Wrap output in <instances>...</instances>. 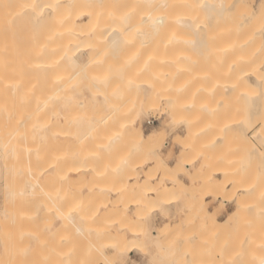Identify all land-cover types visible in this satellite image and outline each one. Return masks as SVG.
<instances>
[{"label": "bare ground", "instance_id": "bare-ground-1", "mask_svg": "<svg viewBox=\"0 0 264 264\" xmlns=\"http://www.w3.org/2000/svg\"><path fill=\"white\" fill-rule=\"evenodd\" d=\"M238 1L239 0H237V2ZM222 2H223V0H222ZM222 2H221V0H217V3L215 4V3H212L211 0H0V96L4 97V99H5V100L3 99L4 101H6L8 103L12 102L13 105H15L14 110L13 109H12V111L8 110L7 115L4 114L5 116H3L4 120L6 121L7 126H6V124H4V126L6 127L5 128L6 130H4V131L0 130V131L1 132H7V133H5L6 138L4 137V139L0 136V159L2 160V161H0V166L1 165L4 166V164H6L7 167H9V169H10L11 166L14 167V165H17L19 163H24L25 165L27 164L28 166L26 165L27 167H26L25 172H24V170H23L24 173L22 172V174L24 176L21 175V177L23 176V179H22L23 182L28 184V187H29L28 191L29 192L28 191L27 192L31 193L29 195H32V193H33L32 196H34V195L40 196V195H37V193L36 194L34 193V189L39 187L36 190H39L38 192L40 193V189L42 188L41 191H43V189H44L43 186L45 185V181L48 180L47 179L48 177H50V175L48 177H46V175L49 172V166L52 165V163H53L52 159L50 157V155H52L50 151H52V150L49 149L50 143L48 142L49 139H48L47 135H45V132H52V133L57 132V131H55L54 127L58 124L57 121L59 119L58 118L59 115H61V117L64 118L63 120H66L65 114H59V113L56 114L55 109H57V107L55 108L54 106L58 102L59 98L60 97L62 98L63 96H65V93L68 92L67 87H68L70 81L72 83V81L75 82L76 79L78 81H80L81 77L84 78V76H82V75L80 76V73L82 74V71L84 72L86 67L91 69L95 65V71L96 70L98 71V68H96L97 65L95 64L96 62H94V58L96 57L95 54H97V52L100 50L113 49V50L117 51L120 48H121L120 50H122V48L124 46H125V48L128 47L130 45V43L128 44V43H126V41H128L127 39H130L131 36H133L134 34H136V35L142 34V35H140V36H142V38L140 37V39H143L144 41L143 40L142 41L144 43H146V42L148 43L150 41V39H152V38H154V40H155L156 37H158V38L166 37L167 38L166 46L164 43H162V44H164V46L167 47L168 52L162 54V51H163L162 50L161 51L162 56L160 58L158 57L159 60L157 61L156 59L150 58V54L145 51L146 53L144 52L145 56H143V58H144L143 63H141V61H140V60H142L141 59L142 58L141 51L144 49L142 48L143 46L141 47L142 48L141 50H139L140 48L138 47L139 49H137V50H139V51L134 50V52L137 51V53L134 54V56H130V57L126 58L128 60L120 72V68H121L120 64L122 66V61H123V58L125 55V53L123 55V51H122L121 52L123 55V57H121L122 61L119 62L120 63V64H118L119 66L116 63L117 68H119V70L117 69L119 71V73L118 72L116 74L113 73L115 75H112V74H110L112 71L110 72V70H107L105 72L106 69L102 70V69H104V67H103L101 69V71H103L102 77L93 80L88 85L90 87L79 86L77 88L76 96L78 97V95H79V97L77 99H74L75 100V101L73 100L74 105L73 106L71 105L72 107H68V108L69 109L72 108V111L75 110L77 112V114H75V115H77V117H79L78 119L86 118L89 121L84 126V129H85L84 136L81 133L83 130H81L79 132V134L81 133L84 138L87 136V138H86L87 143L86 144L88 146L90 143L93 144L92 146L90 145L91 149L89 148L90 149L89 154L90 153L93 154V155H91V158L86 157L84 154H78L75 156V157H77L76 159L79 161V163L81 164L85 159H90V160L93 159L92 160L93 162H94V160H95V162L99 161L98 160L99 155L97 153L98 150L94 149V147H96L97 146L96 143H98L97 142L98 140L96 141V137L101 135V134H107L108 139H106V142H105L107 144L106 147H108V148L111 147L112 149L115 147L113 149L115 151L117 150L116 147L119 146V144H121V143L118 144V142H119L118 140L119 139L121 140L123 137H124V139L126 138L125 142H126L128 137L129 138H131V137L136 138V143L138 145H140L139 147L141 149H142V147L147 148L150 144L161 143L163 141V140L160 141L159 140L160 138H158L159 141H157V139H155V138H157L158 136L162 137L163 136L162 134H164L163 132H165V133L167 132V131H164V128H160V129L155 130L151 133L145 134L141 130L142 128L140 129L139 126H136L135 124H133V120L131 121V118H130V121H129V119H127V118H129V116H127V113L123 114L122 116L115 114L116 111L118 110V109H116L117 103H118V107H119V102H121V101H123V102H121L120 104L123 103V105H124V103H125L124 101L125 100L127 101V99L132 95V94H129V93H132L130 91L131 85L129 84V81H133L134 85H136V86L138 85V80H137V83H135L136 81L132 80L133 78L131 79V76L136 75V70L138 71L137 75H140L142 77L141 79H143V82L141 80L139 81V83H140L139 87L141 88V90L138 89V91L140 92V94L143 93L141 95L145 96L147 98L148 103H150V104H148L149 105L148 106V105H146L147 102L144 101L145 104L142 103L143 108H147V107L149 108L150 105L153 106L155 103H159V101H163L166 105V108H167V111L165 110L167 117L169 119H172L171 120L172 123H173L174 119H178L179 123L181 122V123H183V125L185 124V132H188V133L193 132V134H194V132L196 131V133L201 132V133H204L205 135L209 134L211 132V145H213V146L215 145L214 149L211 148L212 153L215 149L217 151V148H218L217 146H220L221 144L231 143V145H233L232 142L236 141V140L233 141V135H234V136H237V138H238L237 140L240 143V145H239V144H236L234 142L235 145L241 146L242 150H240V151H243L244 154L246 155L248 162L244 166V168L242 167L244 170L241 173L242 176L240 174H236V173H238V171H240L242 169L239 170L237 168L238 171H236V173L231 172L232 163H233V166H234V164H236V162H235L236 159L231 154V155H229V158H230V156H232V158H234V159H233V162L230 160L232 162V163H229L230 168L228 166L227 170H223V168L221 170V168L218 169V167H217V169L216 168L211 169V170H215L214 173L212 172L213 174L210 176L211 180L208 178H205L206 179L205 180L202 177V179H204L207 183L210 184V182H211V185H210L211 191H210L209 195L211 194L210 196L213 197L214 200L222 199L223 202L225 203L226 199L231 194L232 198H230V196H229V199H232V202L234 203V209L230 213H227V216L225 217V219L223 221H220L217 218V216H211L210 215V211H208V209L204 208L206 203L204 202V204H203V202H201L202 199L200 202H198V204L200 203V205H198V204L195 205V207H197V208L196 209L194 208L195 209L194 211H191V209H190L193 216L199 217L200 220L206 219L207 222H205V223L207 224V228L205 227L206 230L204 232L205 233H206V231L211 232L210 233L211 236H208V237H211V241H210V239H208L209 241L207 243H205V242H203V244L201 243L204 246L206 245L204 247L205 252L202 250V248H201V250H202L201 252L200 251L191 252V250L189 252L188 249H190V248L187 247L188 246L187 242H186V244H187L186 248L183 247L184 246V244H183L184 242H183L181 244L183 246L182 247L180 246V248H182V249H180V252H177L175 246H173V242L170 240L169 236H171L170 235L171 232L173 235L174 233L179 231L185 223L191 222L190 219H192V218L190 217L191 215L188 216L189 213H188V215H186L185 213L182 214L179 211L182 214V216H181V218L179 217L178 222L174 223V224L168 223L170 221L169 220L167 223L165 222V226L163 228L161 227L162 228L161 230H156L153 232L152 231L146 232L143 228L145 225V220H146V218L144 216V212H145L144 210L146 207H148L147 205L150 204L149 206L150 207L152 206L151 208H155L156 211H162L163 208H165V210H167L168 206H170L171 204L173 206L174 203H176L178 201V199H180V196H181V199L185 198L183 196V194H181V192H184V190H186V187H187V185L185 184L186 182L185 183L183 181H182L183 183L178 182L179 183V185H177L178 189H175L176 194L174 193V190H173L175 187L172 189L171 188L172 186H169L168 188H166L164 186L166 189L170 188L169 190H171V191H168V192H170L168 195L171 197H168V195L166 198L164 197V195H166L168 193L167 191L165 194H162L163 192L161 193L164 197V198L162 197L161 200L160 199L158 200L155 195H154L153 200H152V197L148 196L149 198H151L150 200L152 202H154L155 198L157 199V201L154 203L151 202L152 204L149 203L150 202L149 201L148 204L145 206V204L143 205V203H146L148 201V197H144V196H146L145 194H143L144 195L143 199H141L139 197L140 202H137V200L139 198L135 199L136 201L129 198L130 197L129 195H131L132 193L135 194V192L142 191V188H141L142 186H140L138 182H136V181H135L136 183L135 182L134 183L129 182V180L134 179V178L138 179V177H139L138 173L136 174L135 171H133L134 167L139 165V164H136L134 162V164H136V165L134 167L131 166L133 169H131L130 165L128 164L129 162H130V164H132V162H133L132 159L134 157H130V158H132L131 161L127 162V160L130 159L129 155L131 154L129 152H132V151H129L130 149L127 150L129 153L128 154L129 159H125L124 156L123 157L119 156L120 159L116 158L118 156V153L119 152L121 153V150H117V152H116L117 156L114 153L113 158L111 157L110 161H108L107 163H106V161H104L105 164L103 163L104 165L101 169L98 167L99 165L95 162H94V165L97 164L96 167L93 164H89L88 166L86 165L85 168L86 167L89 168L88 170H91V172L94 175H97L98 177L103 178L104 180L103 179L102 180L104 182H105V180H107L111 184H113V186H115V187H118V184L120 182L119 192L121 193V196H124L123 197L124 200H123V203L121 205H119V202H117V201L109 203V207H108L109 212H108V216L106 217V221L104 223L105 226L103 225L104 228L102 227L103 228L102 229L103 231L101 230L102 232H98L99 236H100V234H102V235L104 234V237H106L105 236V234H106L108 236L107 238L111 239L112 245L110 247L111 248L110 251L113 253L112 254V261L108 260L107 264H114L116 261H118L122 257L123 251H126V255H127V254H130V250L135 251V250H137L138 247H140V250H141V244H143L147 240L151 241V242H155V244H157V243L160 244V242H164L165 240L167 241L168 238H169L168 242H172L171 243L172 248H169L168 250H172V251H170V252L166 251V253L163 255L164 259H168V262H166L165 264H179V262H181L182 264H187V263L188 264H264V68L259 67L262 62H259L260 64L254 62L252 56L249 54L251 56L252 61L254 63H256L255 65H253V64L251 65V62H252L251 59H249L246 56L248 51L246 50L247 52H245V49H246L245 48L246 45L244 46L245 42L244 43L242 41L239 42L240 40H242V38L239 36H242L243 34H241L239 32V34H241V35L234 36V34L236 33V29H235L234 33L232 32L233 33V36H232V35H230L231 32L229 34V30L227 31V27L229 26L228 22H227V24H228L227 26H225V24L220 25V22H222L221 18H222L223 13L225 16L228 17L231 14L227 15V13L232 12V11L225 12L226 10L223 8L224 6L222 5ZM229 2H230V0L227 2L224 0V3H226V5H225L226 7H228L229 4H233L232 2L231 3H229ZM238 4H239V2H238ZM233 5H235V4H233ZM261 10H262V8H261ZM233 12H235V11H233ZM262 12H261V14H262ZM239 14L241 15V13H239ZM239 14L237 15V17H240ZM250 14L248 12V16L252 15V14L251 15ZM224 15H223V19L225 18ZM233 15H235V14H232V16ZM262 15H261V17H262ZM257 16H259V15H257ZM214 17L216 18V20L214 19ZM254 17H255V15H254ZM228 18H231V17L229 16ZM248 18H251V17H248ZM234 19H236V17ZM246 19L245 20L243 19L244 22L242 21L244 23V25L248 22V21L245 22ZM227 20L230 21V19H227ZM223 21L225 22L226 20H223ZM232 22H234V25H238V24H236L235 20H232ZM257 22H259V21H257ZM237 23H239V22H237ZM249 23H250V21L248 22V24ZM232 25H233V23H232ZM234 25H233V27H235ZM239 25H240V23H239ZM262 25L263 24H260L261 27L259 30L264 29V25H263V27H262ZM233 27H230V30L234 29ZM247 27H249V26H247ZM141 28H142V30H141ZM235 28H237V27H235ZM247 29L249 30V28H247ZM242 30H243V32L246 31L244 29H242ZM251 30H250V32H251ZM260 32H263V31H260ZM260 32L258 34V39L263 38V36H261ZM263 33H262V35H264ZM236 34H238V33H236ZM245 34H246V32H245ZM251 34L253 35L254 33H251ZM255 35H256V37H255L256 39L255 38L254 39L256 41H259L258 45L256 44V41H255V44L258 46L256 48L258 49L259 47L262 46V41H264V40L263 39L257 40V34H254V36ZM259 35H260V38H259ZM195 36H198V37H195ZM228 36L230 38H231V36L233 37V39H234L233 42L230 40L229 41L231 43L226 41ZM237 37H239V38H237ZM253 37H252V39H253ZM203 38L208 39V40H205L206 43L208 41L210 42L209 38H211V43L208 42V44L211 47V59H213L214 63L211 61V59L210 60L208 58H207L208 60L206 59L208 61V63L206 62L207 67L210 68V66H208V65H210L211 63L209 61H211L212 64L214 65V66L211 65V68H210L211 69V76L210 77L208 75H206L207 71H205V70H204L205 74L203 72H201V70L199 72V70H197L199 67L195 68L198 65H195V67H194L195 63H194V61H192V58L189 57L190 55L188 56V54H189L188 52L185 53V52H183L184 50L179 52L177 50V48H183L185 45H187L188 48H189V46L191 48L193 47V50L191 48H190V50H192V55L194 56V54L197 53L194 50V49H196L194 47H197L198 44H200V43L206 44L205 41H202ZM235 38L237 41L239 40L238 41L239 44H237L238 42L235 41ZM190 39H196L198 41H199V39H201V41H199L197 46H196L195 43L197 41H193ZM216 39H218V40H216ZM252 39H250V40H252ZM157 40H159V39H157ZM142 41H140V42H142ZM160 42H165V41L162 40ZM144 43H142V44H144ZM260 43H261V46H259ZM153 44H154V42H153ZM160 44L161 43H159V46H160ZM146 45L151 46L152 45L151 41H150V43H148ZM154 45H156V44H154ZM157 45H158V43H157ZM159 46L156 48H159ZM152 47H150V48H152ZM198 47H200V45ZM207 47H208V45H207ZM144 48H145V46H144ZM147 48H148L147 50L148 51L150 50L151 54H152V49H150L149 47H147ZM242 48L244 49L243 52L245 53L243 55L246 57H243V55H241ZM127 49L129 51V48H127ZM153 49H155V48H153ZM199 49H201V48H199ZM202 49H204V48H202ZM157 50H159V49H157ZM207 50H210V48H208ZM124 51L127 52L125 57H127L128 54H131V53L133 54V52H132L133 50H130L129 51L130 53H128L127 50H124ZM200 51L203 52V50H200ZM258 51L261 52L260 49H258ZM75 52H77V53L75 54ZM118 52H116V53H118ZM144 53H143V55H144ZM204 53H202V54L206 57V55ZM254 54H255V52H254ZM113 55L114 54H112V56ZM118 56L120 57V55H117V57ZM157 56H159V54ZM109 57H111V56H109ZM113 57H112V60H114ZM115 58H116V56H115ZM139 58H140V60H139ZM263 58H264V56H263ZM118 59L120 60V58H118ZM200 59L201 58L199 57V60ZM110 60H111V58L109 59L108 64H110L109 63ZM195 60H196V63L198 62L199 66H201L200 65L201 61H197V59H195ZM206 60L203 59L202 60L203 63H205L204 61H206ZM261 60L264 61V59H261ZM136 61L137 62L140 61L141 64L137 65ZM100 64L98 65V67L102 66V63H100ZM139 65L141 68L139 67ZM70 66H73V68H71V70L73 69V74H71V72L69 71ZM136 66H137V68H136ZM245 66H247V67L245 68ZM74 68H76V69L79 68V69L76 71ZM220 70H224L221 72V74H220L221 76H219V73H218V71H220ZM134 71H135V73H133ZM85 72H88V71H85ZM69 73L71 75H69ZM132 73H133V75H132ZM207 73H209V72H207ZM117 76H119V79ZM135 78L136 77H134V79ZM137 78H139V77H137ZM209 81L211 83L210 84L211 86L206 84V83H209ZM84 82L81 81V83H84ZM179 82H181V83L179 84ZM201 82L206 84V85L203 84V86H202L203 88H204V86H206V88H208V90L205 89L206 90L205 92H208L209 90H211L210 92L205 94V95H208L206 97H209L208 98L209 100L205 101L206 103H204L205 105H203V107L201 106V102L203 101V96L201 98L196 97V99H200L201 102H199L198 100L197 101L200 103L201 110H205V111H203V113L206 112L205 113L206 115L204 116V118L202 116L201 119L200 118L198 119L197 117L194 118V119L197 118L198 120L197 119L196 120H189L186 117V113H188L190 111L188 113V115L192 114V112L195 111L194 108L197 110L196 112L200 111V110L198 111V109H200V108L199 107L196 108L197 105L195 106L197 101L194 104L192 102L194 101L195 96L197 94L200 95V92L201 93L203 92V91H201V90H203V88L200 90L201 85H200L199 89H197L195 87L198 85L197 83H201ZM130 83H132V82H130ZM71 85L72 84H70V86ZM84 87H86V90H87L86 93L88 95L84 93V91H83V90H85ZM132 87H134V86H132ZM209 87H211V88H209ZM142 89H143V91H142ZM132 90H134V88H132ZM71 91H73L72 88H71ZM128 91H130V92H128ZM138 91H137V93H139ZM74 93H75V91H74ZM135 93H136V90H135ZM137 93L135 94V96H138ZM72 94H73V92L71 93V95ZM71 95H70V97H71ZM141 95L139 96V98L142 97ZM184 96H185V98H188V100L185 99L186 101H184V99H183ZM67 99H68V97H67ZM136 99H137V97H136ZM130 100H133V101H130ZM134 100H135V97H133V98L130 97L128 99V102L129 101L130 102L129 103L127 102L128 104L126 103L125 106H128L130 104L129 105L130 107H134L133 104H131V102L133 103ZM1 101H2V99H1ZM63 101H62V104H63ZM247 102L250 103L249 104L250 107L248 108V106H247V112L248 113L246 112V110L243 107V106L246 107ZM139 104H140V102H139ZM144 105H146L147 107H144ZM1 106H4V105H2V103H1ZM155 107H156V105H155ZM148 108H147V110H148ZM5 109H8V108H5ZM5 109H3V110H5ZM123 109H125V108H123ZM132 109L134 110V108H131L130 111ZM138 109H139V105H138ZM150 109H151V107H150ZM152 109L154 110L153 107H152ZM161 109H163V108H161ZM0 110H1V108H0ZM103 110H107L108 113H107V115L105 114L104 116L103 115L100 116V111H103ZM133 110L131 111V114H130V111L128 112V114L133 115L132 112H134L136 109L134 111ZM138 111L139 110H136V112H135L136 117H137V115L140 114ZM69 112H71V111H69ZM145 112H146V109H145ZM2 114L3 113H0L1 117H2ZM164 114H165V112H164ZM69 115H70V113H69ZM192 115H196V114H192ZM135 116H133L134 119L136 118ZM206 116L208 117L209 121L211 120V122H209L207 119H205V118H207ZM190 117H192V116L190 115ZM73 118H74L73 115H71V120ZM68 119H70V117ZM203 119H204V121H201ZM0 120H2V119L0 118ZM178 120H177V122H178ZM12 121H13V123L14 122H16V123L12 124ZM163 121L165 122V119ZM177 122H176V124H177ZM8 123H11L10 124L11 126ZM204 123L206 124V126L204 125L205 127L201 128L199 130L198 129L199 124H200V127H202V124H204ZM79 125H80V123H79ZM169 125H171V124H169ZM183 125H181V126H183ZM61 126H63V124ZM65 126L66 125H64L63 127H65ZM194 126H197V128L195 127V129H194ZM58 128H59V125H58ZM64 129L68 130L69 128L67 129V126H66V128H63V130ZM165 130H166V128H165ZM167 130H169V129H167ZM23 132H27V133L28 132H30V133L31 132H38L37 136H35L36 134L34 136L32 135L33 140L35 139L33 145L32 144L30 145L28 143L29 137L27 135H29V134L26 135ZM250 132L252 134H250ZM60 133H59V135H60ZM238 133H239V135H238ZM204 134H203V137L205 136ZM231 134H232V136H231ZM66 135H67V132H66ZM160 135H162V136H160ZM186 135H188V134L186 133ZM189 135H191V133H189ZM60 136H62V134ZM229 136L232 137L231 138L232 141L230 140V142H228L229 140L227 141ZM79 137H80V135H79ZM50 138H52V137H50ZM88 138H89V140H91V142L89 144H88V141H89ZM86 139H85V142H86ZM205 139H206V136H205ZM234 139H236V138H234ZM52 140H54V139H52ZM57 140H58V138H57ZM102 140L104 141V139H102ZM189 140L187 141V139H185V142H183V145H185L187 142H189ZM44 141H46V142L44 143V146H43L41 143H43ZM59 141L60 140H58L57 142H59ZM103 141L101 143H103ZM204 141H206V140H204ZM225 141H227V142H225ZM50 142H52V141L50 140ZM65 142L68 143V141H66V140H65ZM180 142H178V143H180ZM99 143H98L97 147L100 146L102 149H105L104 147H102L103 144L105 146V143H103L102 145H99ZM129 143H131V142H129ZM129 143H127V144L125 143L122 145L130 146ZM136 143L134 144L135 146L137 145ZM64 144L67 146L66 143H64ZM112 144H113V146H112ZM114 144H115V146H114ZM134 145H131V146H133V150L137 148V147L134 148ZM165 145H167V143ZM179 145H181V144H179ZM32 146H33V149H32ZM54 146H56V145H54ZM61 146H62V144L58 148H60ZM66 146H64V147H66ZM74 146L69 147L70 151L76 150V149H74ZM157 146H159V145H157ZM185 146L187 147V145H185ZM203 146H205V145H203ZM50 147H51V149H53L51 145H50ZM121 147L122 146H119L118 149H121ZM186 147L183 148L182 153H180V154L185 155L188 152L191 153L192 157L190 156L189 160L191 159L192 163H193L192 158L194 157V155H196V153L198 151L197 152L194 151L195 154H193L192 151L194 149H192L190 151V148L188 150V148H186ZM207 147H208V145H207ZM55 148H57V146ZM108 148H106V149H108ZM111 148H109V149H111ZM122 148H124V147H122ZM194 148H197L196 150H198V147H194ZM200 148H201V146H200ZM230 148H232V147H230ZM237 148H238V146H237ZM237 148L233 149V150H235L233 153L237 152ZM109 149L107 151H110ZM124 149H123V151H124ZM126 149H127V147H126ZM148 149L149 148H147V150ZM59 150H62V149H59ZM144 150H146V149H144ZM174 150H176V149H174ZM221 150H223V149H221ZM221 150H219V151H221ZM70 151H68V152H70ZM102 151L106 155L109 153V152H105L104 150H102ZM134 151H136V150H134ZM159 151H161V150L159 149ZM57 152H59V151L57 150ZM55 153H56V151L53 152V156ZM59 153H61V152H59ZM137 153L138 154H136V155H141V156L143 155V154H141L142 152L139 153V151H138ZM217 153H219V152H217ZM111 154H112V152L110 151V153L108 155L111 156ZM172 154H173V152H172ZM220 154H223V153L221 152V153H219V155ZM224 154L227 155L226 152H224ZM237 154L234 156L237 157ZM70 155H72V153H70ZM225 155H224L225 159L228 158ZM131 156H133V153L131 154ZM187 156H189V155H187ZM220 156L223 157L222 155H220ZM220 156H218L216 158V160L213 157L214 160L210 159V161H216L217 163H220V160H221ZM61 157L62 156L59 157L58 155L54 156L55 160H56V158H58V159L60 158V160H61L62 159ZM100 158H101V155H100ZM107 158H108V156H107ZM114 158H116V160ZM195 158L196 157H194V160H196ZM243 158H244V156H243ZM46 159L48 160V162H46L45 165L42 164L43 166H40L42 162L47 161ZM138 159H139V157H138ZM237 159H238V157H237ZM60 160H59V162L61 163L62 161H60ZM72 160L74 161V159H72ZM64 161L66 162V164H65V162H63V166H64V164L67 165L68 160L66 161V159H65ZM241 161H243V160H241ZM70 162H68V163H70ZM93 162H91V163H93ZM184 162L185 161H181V162L175 164V166L173 165V169H172V167L168 166L169 164H165L166 167H164V166H161V167H163L164 170L167 167L171 168V171L172 170L175 171L174 169H176V171H177L176 173L179 172V173H181V175L185 176V174H187L185 172L186 171L188 172L189 165L185 164ZM205 162H207V161H205ZM74 163H75V161H74ZM88 163H89V161H88ZM157 163H159L158 165H160V162H157ZM186 163H188V162H186ZM189 163H190V161H189ZM244 163H246V159H245ZM211 164H212V162H211ZM239 164L240 163H238V166L243 165V164L242 165H239ZM19 165H17V167ZM56 165H57V162H56ZM72 165H73V163H72ZM158 165L156 164L157 167H158ZM217 165L220 166L219 164H217ZM213 166H215L214 163H213ZM213 166H212V168H213ZM7 167H5V168H7ZM19 167L23 169L24 165H23V167H21V166H19ZM60 167L61 166H58V168H60ZM208 167H210V166H208ZM208 167H207V169H208ZM223 167L226 168V166H223ZM5 168H3L4 171H5ZM20 168H19V170H21ZM69 168L71 170V167H69ZM82 168H83V166H80V165H78L76 167H72L73 173H71V174L80 173L81 170L83 171L85 169V168H83V169ZM16 169L18 170V168H15V170ZM64 169H65V167H64ZM67 169H65V171L64 170L63 171L66 172ZM142 169L143 168L141 166V170ZM151 169H154V168H151ZM191 169H192V167H191ZM11 170H12V168H11ZM11 170H10L8 177L5 179V181H7L10 174L13 173V172H11ZM55 170H57V169L55 168ZM58 170L60 171V169H58ZM165 171L168 172L167 170H165ZM152 172H154V171H152ZM152 172L151 173L149 172L151 177L154 176V173L152 175ZM169 172H168V174H169ZM56 173H57V171H56ZM68 173L69 172H67V174L64 173L65 176L68 175ZM176 173H174V174H176ZM15 174H16V172H15ZM18 174H19V171H18ZM64 174H63V176L61 174L62 178L64 177ZM93 174H92V176H93ZM143 174H145V173H143ZM83 175L86 176V173ZM83 175H81V177H83ZM163 175L165 176L166 174H163ZM192 175L190 177H193ZM239 175L242 178V180L240 178H238L241 180V183H240L241 186H239L240 187L239 190L236 189V186H233V187L230 186L231 188H229L230 184H233V185L235 184V183H233V182H235V180H233V182H232V179H236L235 185L239 184L240 180H237V178L235 177V176L239 177ZM19 176H20V174H19ZM52 176L53 175H51V177ZM176 176H179V175L176 174ZM174 177L175 176L173 175V179H175V180H173V179H172L173 181L171 180V183L173 182V184H175L174 182L177 181L176 178H174ZM13 178L11 179V181H13ZM57 178L55 176V178H53V179L57 180ZM59 178L61 180L60 176H59ZM170 178H171V176H170ZM56 180L54 182H56ZM207 180H210V182H208ZM14 181H13V184L15 183ZM64 181H65V179L64 180L62 179L61 184L64 183ZM161 181L162 180H160V182ZM191 181H192V179H191ZM9 182L10 181L8 180V182L5 184V186H7V187L4 186V189L9 188V186H8ZM94 182H96V185L99 184L98 186H100L101 182H98V180L94 181ZM206 182H205V184H206ZM237 182H238V184H237ZM243 182H244V184L242 185ZM75 183H77V182H75ZM146 183H148V180ZM81 184L82 183L80 182V185ZM47 185L50 186L49 183H47ZM54 185H55V183H54ZM141 185H143V184L141 183ZM200 185L203 186V183ZM63 186H64V184L61 186L62 189L65 188ZM178 186L181 188L182 191L179 190ZM201 186H200V188H201ZM207 186H208V184H207ZM102 187H105V186L103 185L100 188H102ZM110 187H111V185H110ZM146 187H150V184L148 186L146 185ZM192 187H189V188H192ZM58 188H60V187H58ZM105 188H103V189H105ZM111 188H109V190ZM150 188H148V189L150 190ZM156 188H151V191H154V189H156ZM161 188L163 189V187H161ZM203 188H204V186H203ZM7 189H5V190L9 192V189L8 190ZM103 189H102V192L106 191ZM116 189H118V188H114L115 191H117ZM148 189H145L143 191L144 192L149 191ZM207 189L209 191L210 188H207ZM12 190H13V188H12ZM109 190H107V191H109ZM160 190L161 189H159L157 191H160ZM177 190H179V192ZM194 190H192V192ZM6 191L3 193V196H4V194L6 196L4 198H7V195L9 197L11 196V194H10L11 190L8 194H6L7 193ZM52 191H53V189H52ZM157 191H154V193L156 192V195H158ZM163 191H164V189H163ZM201 191L202 192H200V193H202V195H204L205 189L201 188ZM56 192H58V191H56ZM60 192H61V190H60ZM100 192H101V190H100ZM22 193H23V191H22ZM195 193H196V191H195ZM64 194H66V193H63V195ZM74 194H72V195H74ZM187 194H189L188 191H187ZM193 194H194V192H193ZM193 194H192V196H193ZM26 195H24V196H26ZM56 195H57V193H56ZM72 195H68V197L72 196ZM75 195H74V197H76ZM118 195H119V193H118ZM172 195H174V197ZM90 196L92 197V194H90ZM95 196H96V192H95ZM95 196H94V199H95ZM98 196H97V198H98ZM100 196L104 197V195H100ZM105 196L109 197V195H105ZM45 197L47 198L46 195H45ZM24 198H26V197H24ZM51 198H52V196H51ZM53 198H52V202H51V199L49 201L54 205L57 202H55V200ZM77 198H79V196ZM105 198L106 197H104V199ZM186 198L189 201L190 200L193 201V198L191 197V195H190V198H188V197H186ZM8 199H10V198H8ZM69 199L72 200L71 197H69L68 200ZM116 199H117V197H116ZM21 200H22V198H21ZM62 200H63V198H62ZM68 200H66V201H68ZM102 200L103 199H101V201ZM18 201H20V199ZM23 201H24V199L21 201V203ZM53 201H54V203H53ZM90 201H92V200H90ZM3 202H5V200ZM69 202H66V205ZM74 202L78 203V199L76 200V198H75V201L73 200V202H71L72 204H69V205H72V207L70 206L71 207L70 208L68 206L69 209L65 208V209H67V211L64 209L65 212L62 209V208H64V206L63 207L61 206L62 207L61 213L59 212V214H55L53 212L54 210L53 211L49 210V209L55 208V210L59 209L58 211H60V208L59 207L56 208L55 205L53 207L50 206V208L48 209L50 211V214L54 213L55 217L58 219L60 224H62L61 229L65 228L67 230V231L64 230L66 232V235L63 238L64 243H63V245L60 244L61 247L64 246V251L62 252V250H59L61 252H58V250L55 251L54 250L55 248L53 249L52 246L50 247V249H52L51 254L53 256H55V258H56L55 261H54V259H52L53 261H51L49 259V256H47V257L50 260V262L48 261V259H45L49 263H47V262L43 263L41 260L38 262V260H35V259H28L26 257V255H28V254H26V252H21L19 250L20 247H19L18 242H16V241H17V239H21V233L23 232L24 229L27 228V227H25V225H23V227H25V228L22 229L21 233L18 231L19 229L17 227L15 228V230H17L15 232L18 234V235H16L17 239L13 238V234H12L13 232L12 231H10V233L12 234L11 235L12 238L7 237L4 231L3 232L0 231V245L3 248V250L0 251V264H97L95 262V259H93L94 261L91 259L92 257H88V258L83 257L87 253L85 245L83 247H79L80 249L83 248L82 250H80L77 246V245L81 244V243L77 244V238L79 236L85 237L82 234L84 232L83 230L85 228L83 229L81 226V223H79V222L82 221L83 218H85V214L87 217L89 212L86 213V210H85V212H84L85 214H84L81 209H80V211L78 209H75V207L73 206ZM132 202H133L135 212H134V216H129L128 204H130ZM193 202L195 204V201H193ZM239 202H241V203H239ZM17 203H20V202L16 201V204ZM21 203L18 204L19 205L18 207L16 206L19 210L23 207V205H21ZM83 203H86V202H83ZM97 204L95 206H97ZM189 204L190 203L188 202L187 205L189 206ZM8 205H10V204H8ZM20 205H21V207H20ZM39 205H40V203H39ZM62 205H63V203H62ZM185 205H186V203H185ZM57 206H59V205H57ZM86 206L83 208L85 209ZM104 206H107V203ZM25 207L22 209V211L23 210L25 211ZM28 207H30V206L27 205V209L30 210V212H31V208H28ZM89 207H94V206L89 205L87 208H89ZM150 207H149V209H150ZM175 208H176V206H175ZM188 208H190V207H188ZM10 209H11V207H10ZM18 209L15 211V213L17 212V215H18V213H20ZM229 209L227 208L226 211H228ZM48 210L46 211L47 214L49 213ZM89 210H91V209L89 208ZM93 210H95V209L93 208ZM146 210H148V208H146ZM35 211H37V210H35ZM62 211L64 213H62ZM150 212H151V209H150ZM150 212H147V213L149 214ZM23 214H24V212H23ZM30 215H32V214L30 213ZM91 215L92 214H90V216ZM103 215L104 214H102L101 219L104 218ZM185 215L188 216V217H186V220H188L190 218L189 221H186L184 219ZM21 216H24V215L20 214V217L18 216L17 219L18 218L20 219ZM25 217H28V216L25 215ZM25 217H24V219H25ZM45 217L47 218L46 221L50 222L48 220L49 217L48 216H45ZM98 217L100 218V216H98V215H96L94 217L91 216V218L89 220L96 222L95 219L97 218L99 220ZM29 218H30V216H29ZM53 218L54 217H52V221H53ZM88 218H89V216H88ZM166 218H168V217H166ZM26 219H28V218H26ZM10 220L12 221L13 219L10 218ZM22 220H23V218L20 219V221H22ZM44 220H45V218H44ZM54 220H55V218H54ZM16 221H19V220H16ZM26 221H28V220H26ZM26 221H23V222L26 223ZM23 222H21V223L23 224ZM88 222H90V221H88ZM121 222H123V224ZM125 222L128 224H130V223L133 224V222H134L133 225L136 228H134L133 230L131 229L132 231H130V233H131L130 238H132V240L134 239V241H129V238H127L125 235H123V233L117 232V230L114 229V227L120 223L123 226ZM12 223L14 224L15 222L12 221ZM30 223H31V221L29 220L27 222V224H29L28 228H30L32 226V225L30 226ZM156 223H157V221H156ZM17 224L18 223L14 224V225L17 226ZM42 224L44 226H46V229H47V225H46L47 223L43 222ZM42 224H40V225H42ZM96 224H98V223L96 222ZM14 225H13V227H14ZM35 225H37V224H35ZM185 225H187V224H185ZM189 225H191V224L189 223ZM189 225H187V227H184V228L188 230V228L191 227V229H192L194 226H196V225H192L189 227ZM51 226H52V224H51ZM118 226H119V228H121L120 225H118ZM124 226H126V224ZM153 226H154V224H153ZM159 226L160 225H158V227ZM127 227H128V225H127ZM36 228H39V226H36ZM87 228H89V227L87 226ZM95 228H97V227H95ZM129 228H130V226H129ZM90 229H91V227H90ZM126 229H128V228H126ZM31 230H32V227H31ZM42 230H43V228H42ZM33 231H34V233L38 232L37 229L36 230L34 229ZM59 231H60V229H59ZM192 231L193 230H190L189 233H187L185 231L184 233H187L190 235V232H192ZM197 231H199V229ZM40 233H42V232H39L38 234H40ZM51 233H54V231H52ZM62 233H63V231H62ZM62 233L60 232V234H62ZM201 233H203V231ZM38 234L35 233V235H37L38 237H40L42 235V234L41 235H38ZM57 234H58V232H57ZM60 234H58L59 237H62ZM96 234H97V232H96ZM102 235H101V237H102ZM199 235H200V233H199ZM31 237H32L31 239L34 238L33 235ZM82 237H79L78 241H79V239H82L81 241H83L84 238H82ZM101 237H99V238H101ZM172 237L173 236H171V238ZM174 237H175V239L177 238L176 234ZM185 237H187V235H185ZM190 237H192V236H190ZM201 237L202 238H200V237L199 238L204 239V235ZM54 238H56V232H55V237H53V239ZM53 239H52V241H53ZM95 241H97V240H95ZM168 242H166L167 245H168ZM188 242H189V240H188ZM209 242H211V243H209ZM42 243H44V241L41 240V244ZM55 243H56V241H55ZM59 243H62V242L60 241ZM104 243H103V245H104ZM107 243H108V245H110L109 244L110 241L109 242L106 241L104 246H107ZM166 243H164V245H166ZM93 244L95 245L94 246V248H95L97 245H96V243H93ZM179 244H180V242H179ZM38 245L40 246V244H38ZM42 245L44 247L46 246V244H42ZM56 245L58 246V244H55V247H56ZM88 245H89V243H88ZM80 246H82V245H80ZM90 247H91V245H90ZM232 247H233V249L235 248L234 251L232 250ZM38 248H40V247H38ZM59 248H60V246H59ZM84 248L86 250L85 252H84ZM94 248H92V249H94ZM229 248H231V250H229V252L230 251H233V252H230V254H227ZM40 249L43 252V250H45V249L47 250V247H45V249L44 248L43 249L40 248ZM160 249L161 248H159V251H160ZM37 251H39V250H37ZM79 251L81 253L83 252L82 258H84V259H82L79 256V254H80ZM138 251H139V249H138ZM53 252L54 253L56 252V255H54ZM101 252H104V251H101ZM34 253H36V249H35ZM39 253H40V251H39ZM49 253H48V255H50ZM99 253L100 252L97 251V254H99ZM156 255H155V258H156ZM103 256H104V254H103ZM103 256H102V258H103ZM45 257L46 256H44L43 258H45ZM50 257H52V256H50ZM105 258H108V257H104L103 259H105ZM38 259H40V258H38ZM156 259H158V258H156Z\"/></svg>", "mask_w": 264, "mask_h": 264}, {"label": "rangeland", "instance_id": "rangeland-1", "mask_svg": "<svg viewBox=\"0 0 264 264\" xmlns=\"http://www.w3.org/2000/svg\"><path fill=\"white\" fill-rule=\"evenodd\" d=\"M212 1V3H217V0H211ZM216 1V2H215ZM226 2L227 1H229V0H225ZM221 2H222V0H221ZM233 3V4H235V5H233V4H229V6L228 7H226L225 5H226V3H224V0H223V2H222V5L224 6L223 8L226 10L225 12H229V11H232V12H229V13H227V15H229V14H231V15H229L231 18H228L227 16H225L224 15V13H223V15L225 16V18L223 19V15H222V18H221V21L222 22H220V25H224L225 24V26H227L228 24H227V22L229 23V26L227 27V31L229 30V34H230V32H231V34L230 35H232L233 36V33H234V30L236 29V33H238V34H234V36H238V35H241V34H243L242 36H239V37H241L242 38V40H238L239 42H245V44H244V46H245V52H247V54H246V56L249 58V59H251V56H252V58H253V61L254 62H256V63H258V64H260L259 62H262L261 63V65L259 66V67H262V68H264V61H262L261 59H264L263 58V54H264V41H262V46H261V43H260V45L259 46H261V47H259L258 49H260L261 50V52H259L258 51V49L256 48V47H258L257 45H258V42L259 41H256L255 39V37H256V35L254 36V34H257V40H264V35H262V33L264 32V29H262V30H259L260 29V24H263L264 25V0H239L238 2H239V4H238V2H237V0H230V2L229 3ZM235 2V3H234ZM241 2V3H240ZM214 4V5H215ZM228 5V4H227ZM240 7H239V6ZM231 6V7H230ZM226 7V8H225ZM233 7V8H232ZM235 7V8H234ZM228 8V9H227ZM232 8V9H231ZM256 8V9H255ZM261 8H262V10H261ZM230 9V10H229ZM234 9V10H233ZM236 9V10H235ZM228 10V11H227ZM233 11H235V12H233ZM263 11V12H262ZM248 12H249V14L251 15V16H248ZM254 12V13H253ZM261 12H262V14H261ZM239 13H241V15L239 14ZM226 14V13H225ZM232 14H235V15H233L232 16ZM239 14V16L240 17H237V15ZM244 14V15H243ZM254 15H255V17H254ZM257 15H259V16H257ZM261 15H262V17H261ZM243 16V17H242ZM216 17V16H215ZM214 17V19L216 20V18ZM236 17V19H234ZM248 17H251V18H248ZM247 18V19H246ZM227 19H230V21L229 20H227ZM246 19V21L245 22H249L250 21V23L248 24V22L244 25V20ZM223 20H226L225 22L223 21ZM232 20H235L236 21V24H238L239 25V23H240V27L238 26V25H234V22H232ZM254 20V21H253ZM263 20V21H262ZM243 21V22H242ZM256 21V22H255ZM257 21H259V22H257ZM262 21V22H261ZM237 22H239V23H237ZM232 23H233V25L235 26V27H239L238 29L237 28H235V27H233V25H232ZM242 23V24H241ZM248 24V25H247ZM259 24V25H258ZM255 25V26H254ZM258 25V26H257ZM263 25H262V27H263ZM246 26V27H245ZM247 26H249V27H247ZM252 26V27H251ZM230 27H233L234 29H232V30H230ZM259 27V28H258ZM247 28H249V30L247 29ZM242 29H244V30H246V31H244L243 32V30ZM252 29V30H251ZM258 29V30H257ZM141 30H142V28H141ZM238 30V31H237ZM250 30H251V32H250ZM248 31V32H247ZM260 31H263V32H260L261 33V36H263V38L262 39H258V34H259V32ZM233 32V33H232ZM239 32L241 33V34H239ZM245 32H246V34H245ZM251 33H254L253 35L251 34ZM264 34V33H263ZM140 35H142V34H140ZM139 34H134L133 36H131V38L130 39H127L128 41H126V43H130V45L128 46V47H126L125 48V46L122 48V50H120V49H118L117 51L116 50H113V49H105V50H100V51H98L97 52V54H95L96 55V57L94 58V62H96L95 64L97 65V67L96 68H98V71L96 70L95 71V65L93 66V68H88V67H86L85 68V70H84V72L82 71V74L80 73V76L82 75V76H84V78L83 77H81V79H80V81H78L77 79L75 80V82H73L72 81V83H71V81H70V83H69V85H68V92L67 93H65V96H63L62 98L60 97L59 98V100H58V102L56 103V105L54 106L55 108L57 107V109H55V112H56V114H65V117H66V120H63L64 118L63 117H61V115H59V119H58V121H57V125L54 127V129H55V131H57L56 133L54 132V133H52V132H45V135H47V137H48V142L50 143L49 144V149L50 150H52L53 152H55L56 151V153L54 154V156H62L61 158V160H60V158L58 159V158H56V160H55V158H54V156H53V152L52 151H50L51 152V154L52 155H50V157H51V159H52V165H50L49 166V172H48V174L46 175V177H48L49 175H50V177H48L47 179L48 180H46L45 181V185L43 186V191H41V189H40V193L38 192L39 190H36V189H38V188H35L34 189V193L36 194L37 193V195H40V196H36V195H34V196H32L33 195V193H32V195H29V194H31V193H28L29 191H28V189H29V187H28V184L27 183H24L23 182V174H22V172H23V170H24V172H25V170H26V167L28 166L27 164V166L24 164V163H19V164H17V165H19V166H21V167H23V165H24V167H23V169L22 168H20L19 166L17 167V165H14V167L13 166H11V168H12V170H11V168L9 169V167H7V165L6 164H4V166L3 165H1L0 166V231L1 232H5V234H6V236L7 237H9V238H12V234H13V238H16V235H18L15 231H17V230H15V228L17 227L19 230V232L21 233V231H22V229H24L25 227H27L26 229H24L23 230V232L21 233V239H17V241L16 242H18V244H19V250L21 251V252H26V254H28V255H26V257L28 258V259H35V260H38V262L41 260L43 263H49L50 262V260L51 261H53L52 259H54V261L56 260V258H55V256H53L51 253H52V249H50V247L52 246V248L56 251V250H58V252H61V251H59V250H62V252L64 251V246H62L61 247V245H63V243H64V236L66 235V232L65 231H67L65 228H63V229H61V226H62V224H60V222L58 221V219L55 217V214H59V212L61 213V208L64 206V208H62L63 209V211L65 212V210L67 211V209H69L68 208V206L70 207H72V205H69V204H72L71 202H73V200L75 201V198H76V200L78 199V203H76V202H74L73 203V206L75 207V209H78L79 211H80V209L83 211V213L85 212V210H86V213H88V215H87V217H86V214H85V218H83L82 219V221H80L79 223H81V226H82V228L84 229L83 231V236H85V237H82V236H79V237H82V238H84L83 239V241H81L82 239H79V241H78V238H77V244L79 243H81L80 245H82V246H80V245H77L78 246V248L79 247H83L84 245H85V248H86V250H87V253H86V255H82L83 254V252L81 253L80 251H79V256L82 258V256L84 257V258H88V257H92L91 259L93 260V259H95V262L97 263V264H107L108 262V260L109 261H112V252L110 251L111 250V239L110 238H107L108 236L105 234V236L106 237H104V234L102 235V234H100V236L98 235V232H102L103 230V228H104V226H105V221H106V217L108 216V210H109V203H111V202H114V201H117V202H119V205H121L122 203H123V197L124 196H121V193L119 192V186H120V182H119V184H118V187H115V186H113V184H111L109 181H107V180H105V182L103 181L104 179L103 178H101V177H98L97 175H94L92 172H91V170H88L89 168H85V166L87 165H89V164H93L94 165V162H95V160H94V162L92 161V160H90V159H85L81 164L79 163V161L76 159L77 157H75L76 155H78V154H84L86 157H88V158H91V155H93L92 153H90L89 154V152H90V149H91V147H90V145L92 146L93 144L92 143H90L91 142V140H89V138H88V144H89V146L86 144L87 143V136L84 138L83 136H84V134H85V129H84V126L86 125V123L87 122H89L86 118H81V119H78L79 117H77V115H75V114H77V112L75 111V110H73L72 111V108H68V107H72L73 105H74V99H77L78 97H79V95H78V97L76 96V90H77V88L79 87V86H86V87H90V86H88L93 80H95V79H97V78H100V77H102V75H103V71H101V69L104 67V69H102V70H105V72L107 71V70H110V74H112V75H115L117 72L119 73V68H117V65L118 64H120L119 62H121L122 60H121V57H123V55H124V53H125V55L127 54V52H125L124 50H127L128 51V49L127 48H129V51L130 50H133L132 52H133V54L131 53V54H128L127 55V57H125V55H124V58H123V61H122V66H121V64H120V72H121V70H122V68L125 66V63L127 62V60L128 59H126V58H128V57H130V56H134V54H136L137 53V51H139V50H141L142 48L144 49V50H142L141 51V54H142V60H140V58H139V60L141 61V63H143V56H145V53L146 52H148L149 54H150V58H153V59H156L157 61L159 60V58L162 56V54L163 53H167L168 52V49H167V47H165L166 46V41H167V38L166 37H161V38H158V37H156L155 38V40H154V38H152V39H150V41H151V46H148V45H146V44H148V43H150V41L147 43L146 41V43H144L143 41V39H140V37L142 38V36H140ZM135 36V37H134ZM231 36V38L228 36L227 37V40L226 41H228L229 43H231L230 41H232L233 42V37ZM254 36V37H253ZM138 37V38H137ZM194 37V36H193ZM195 37H198V36H195ZM239 37H237V38H239ZM252 37H253V39H252ZM205 38V37H204ZM202 39V41H205V40H208L207 38L206 39ZM240 38V39H241ZM255 38V39H254ZM259 38H260V35H259ZM157 39H159V40H157ZM165 41V42H160V41ZM250 39H252V40H250ZM133 40V41H132ZM135 40V41H134ZM143 40V41H142ZM190 40H193V41H197L195 44H196V46H197V44H198V42L199 41H201V39H199V41L198 40H196V39H190ZM209 40H210V42L209 43H211V38H209ZM216 40H218V39H216ZM230 40V41H229ZM139 41V42H138ZM140 41H142V42H140ZM158 43V45H157V43ZM188 41V40H187ZM235 41H237L236 40V38H235ZM237 41V42H238ZM255 41H256V44H255ZM139 44H138V43ZM153 42H154V44H156V45H154L153 44ZM208 42L206 43V41H205V43L206 44H203V43H200V44H198V46L200 45V47H194V48H196V49H194L197 53L196 54H194V56L192 55V50H193V47L191 48L190 46H189V48H188V46L187 45H185L183 48H177V50L180 52V51H183V52H185V53H189L188 54V56L189 57H191L192 58V61H194V67H195V65H198V66H196L195 68H197V67H199L197 70H199V72H200V70H201V72H203L204 74H205V71H207V72H209V73H207L206 72V75H208L209 77L211 76V65L212 66H214L213 64H212V62L214 63V61H213V59H211V47L209 46V44H208ZM236 42V43H237ZM239 42L237 43V44H239ZM261 42V41H260ZM142 43H144V44H142ZM159 43H161L160 44V46H159ZM162 43H164L165 44V46H164V44H162ZM138 44V45H137ZM142 44V45H141ZM150 45V44H149ZM207 45H208V47H207ZM143 46V47H142ZM144 46H145V48H144ZM153 46V47H152ZM159 46V48H156V47H158ZM140 49H139V48ZM142 47V48H141ZM147 47H152V48H150V49H152V54H151V51L149 50H147L148 48ZM161 47V48H160ZM153 48H155V49H153ZM190 48L192 49V50H190ZM199 48H201V49H199ZM202 48H206L205 50L204 49H202ZM208 48H210V50H207ZM244 48V47H243ZM242 48V52H241V55H243V54H245L243 51H244V49ZM262 48V49H261ZM137 49H139V50H137ZM157 49H159V50H157ZM190 51H189V50ZM134 50H137L136 52H134ZM163 50V51H162ZM188 50V51H187ZM200 50H203V52L202 51H200ZM247 50V51H246ZM263 50V51H262ZM119 51V52H118ZM123 51V55H122V52ZM128 51V53H130ZM146 51V52H145ZM161 51H162V54H161ZM206 51V52H205ZM115 52V53H114ZM116 52H118V53H116ZM145 52V53H144ZM154 52V53H153ZM156 52V53H155ZM205 52V53H204ZM210 52V53H209ZM254 52H255V54H254ZM77 52H75V54H76ZM100 53V54H99ZM143 53H144V55H143ZM159 54V56H157L158 54ZM191 53V54H190ZM195 53V52H194ZM202 53H204L205 55H206V57L202 54ZM259 53V54H258ZM262 55H261V54ZM111 54V55H110ZM112 54H114L115 56H116V58H115V56L113 57L112 56ZM251 56H250V55ZM117 55H120V57L118 56L117 57ZM197 55V56H196ZM109 56H111V57H109ZM239 56V55H238ZM246 56H244L243 55V57H246ZM112 57L114 58V60H112ZM159 57V58H158ZM198 57V58H197ZM199 57L201 58L200 60H199ZM205 57V58H204ZM97 58V59H96ZM111 58V60H110V64H108V61H109V59ZM118 58H120V60L118 59ZM204 60H206L207 58L210 60L211 59V61H209L211 64L210 65H208V66H210V68L209 67H207V63H208V59L206 60V61H204L205 63H203V59ZM260 58V59H259ZM100 59V60H99ZM108 59V60H107ZM195 59H197V61H201L200 62V65L201 66H199V64H198V62L196 63V60ZM112 61V62H111ZM115 61V62H114ZM140 61L139 62H137L136 61V64L138 65V64H141L140 63ZM251 61H252V59H251ZM252 61V62H253ZM207 62V63H206ZM251 62V65L253 64V65H255L256 63H252ZM100 63H102V66H100V67H98V65L100 64ZM116 63H117V65H116ZM204 65H203V64ZM101 65V64H100ZM206 65V66H205ZM250 65V66H251ZM119 66V65H118ZM142 66V65H141ZM107 67V68H106ZM139 67H140V65H139ZM138 67V68H139ZM157 67V66H156ZM201 67V68H200ZM247 66H245V68H246ZM258 67V68H259ZM71 68H73V66H70V69H69V71L71 72V74H73V69L71 70ZM136 68H137V66H136ZM141 68V67H140ZM76 71L79 69H76V68H74ZM118 69V70H117ZM74 70V71H75ZM136 70V69H135ZM205 70V71H204ZM85 71H88V72H85ZM222 71H224V70H220V71H218V73H219V76H221L220 74H221V72ZM140 72V71H139ZM96 73V74H95ZM113 73H115V74H113ZM133 73H135V71L133 72ZM133 73H132V75H133ZM202 73V74H203ZM70 73H69V75H71ZM85 74V75H84ZM94 74V75H93ZM138 74V71L136 70V75H133L134 77H136L135 79H134V77L133 76H131V79L132 80H134V81H136L135 83H137V80H138V85L136 86V85H134V83H133V81H129V84L131 85V92L132 93H129V94H132L130 97H135V100H134V102L132 103L131 102V104H133V106L134 107H130L129 105L128 106H125L126 105V103L128 102V99L130 98H128L127 99V101L125 100L124 102V105H123V103L122 104H120L121 102H123V101H121V102H119V107H118V103H117V106H116V109H118L117 111H116V113L115 114H117V115H123V114H126L127 113V116H129V118H127V119H129V121H130V118H131V121L133 120V124H135L136 126H139L140 127V129L145 133V134H148V133H151V132H153V131H155V130H158V129H160V128H164V131H167L166 133L165 132H163L164 134H162V135H160V136H162V137H157V138H155V139H157V141H162L161 143H153V144H150L147 148H149L148 150H147V148H144V147H142V149L139 147L140 145H138L137 143H136V138H134V137H131V138H127V140H126V142H125V139H124V137L120 140H118L117 142H118V144L119 143H121V144H119V146H122V147H124V148H122L121 147V149H118V147L119 146H117L116 148H117V150H121V153L119 152L118 153V156L116 155L117 153V150L115 151V150H113L111 147H109V148H111V149H109L108 147H106V139H108V137H107V134H101V135H99V136H97L96 137V141L99 143H101L103 140L102 139H104V141H103V143H105V146H104V144L103 143H99V145H102V147H104L105 149H102L100 146L99 147H97L98 146V143H96V147H94V149H97L98 150V160L99 161H96L95 163H97L99 166V168L101 169L102 167H103V165L105 164L104 163V161H106V163L108 162V161H110L111 159V157L113 158V154L115 153V155L117 156L116 158H118V159H120L119 158V156L120 157H123L124 156V158L125 159H129L130 157H134L133 159L132 158H130L129 160H127V162L128 161H131V159L133 160V162H132V164H130V162L128 163L129 165H130V167L132 166V167H134L136 164H139V165H137V166H135L134 167V169L131 167V169H133V171H135V173L137 174L138 173V179H131V180H129V182L130 183H134L135 181L136 182H138L139 183V185L140 186H142L141 188H142V191H139V192H135V194H131V195H129L130 197V199H132V200H135V199H138L139 197L141 198V199H143L144 197H152V200H153V198H154V195L156 196V198L159 200H161V198L163 197V195L162 194H165L166 193V191L168 192V191H171V190H169V189H166V188H168L169 186H172L171 188L173 189L174 187V193H175V189H178L177 188V185H179V183L180 182H186L185 184L187 185V187H186V190H184V192H181V194H183V196L186 198V197H188V198H190V195H191V197L193 198V201H195V204H194V202L192 201V200H188L187 198L185 199V198H183V199H181V196H180V199H178V201L176 202V203H174V205L176 206V208H175V206L173 207L172 206V204L170 205V206H168V209L167 210H165V208H163V210L162 211H156V209L155 208H151L149 205L150 204H148V202L149 203H151L152 201L150 200L151 198H149L148 197V201L146 202V203H143V205L145 204V206L147 205L148 207H146V208H148V210H146V208H145V212H144V216H145V218H146V220H145V225H144V230L147 232V231H156V230H161L164 226H165V222L167 223L169 220V222L168 223H177L178 222V219H179V217L181 218V216H182V214L183 213H185L186 215H188V213H189V215L188 216H190L192 219H190L191 220V222H188V223H185V224H187V225H189V223L191 224V225H189V227L190 226H192V225H196V226H194L192 229H191V227L190 228H188V230L190 229V230H193L192 232H190V235L189 234H187V233H189V231L187 230V229H185L184 227H187V225H183V227H181V229L179 230V231H177L176 233H174L173 235H172V232L170 233V235L171 236H175V234H176V236H177V238L175 239V237L172 239L171 238V236H169L170 237V240L173 242V246H175V248H176V251L177 252H180V249H182V248H180V246L182 247L183 245H181L183 242V244H184V248H186V245L188 244V246L187 247H189L190 249H188V251L190 252V250H191V252H194V251H204L205 252V250H204V247L206 246H204V245H202L203 244V242H205V243H207L209 240L208 239H210V241H211V237H208V236H211L210 235V233L211 232H209V231H206V233L204 232L206 229H205V227L207 228V224L205 223V222H207L206 221V219L205 220H200V218L199 217H197V216H193L192 215V212L191 211H194L197 207H195V205L196 204H198V202H200L201 201V199H202V201L201 202H203V204H204V202L206 203L205 204V207L204 208H206V209H208V211H210V215L211 216H217V218L220 220V221H223L224 219H225V217L227 216V213H230L233 209H234V203L232 202V199H229V196H230V198H232V196H231V194L228 196V200L226 199V202L224 203L223 202V200L222 199H218V200H214L213 199V197H211L210 195H209V193H210V191H211V182H210V180H211V178H210V176L214 173V171L215 170H211V169H214V168H216L217 169V167H218V169L219 168H221V170H222V168H223V170H227L228 169V166H229V168H230V165H229V163H232L233 162V159L234 158H232V156H230V158H229V155H233V157H235V159H236V164H234V166H233V163H232V165H231V172L233 173H236V171H238L237 170V168L240 170V169H242V170H240V171H238V173H236V174H240L241 176H242V172L244 171L243 170V168H244V166L247 164V158H246V155L244 154V152L243 151H240V150H242L241 149V146H239L240 145V143H239V141L237 140L238 138H237V136H234L233 135V141L234 140H236V141H234L236 144H239V145H237L238 146V148H237V146L235 145V143L234 142H232V144L233 145H231V143H224V144H221L220 146H217L218 148H217V151H216V149L213 151V153L211 152V148L212 149H214V147H215V145L213 146V145H211V132L209 133V134H204V133H201V132H197L196 133V131L194 132V134H193V132H189V133H191V135H189V133L188 132H185V124L183 125V123H179V120L178 119H174L173 120V123L171 122V120L172 119H169L168 117H167V115H166V111H167V108H166V105H165V103L163 102V101H159V103H155L153 106L152 105H150V107H151V109H152V107L154 108V110L152 109H150V107L148 108L146 105H148V104H150V103H148V101H147V98L145 97V96H142L141 94H143V93H141L140 94V92L138 91V89L139 90H141V88L139 87V85H140V83H139V81L141 80L142 82H143V79H141L142 77L140 76V75H137ZM210 74V75H209ZM98 75V76H97ZM95 76V77H94ZM97 76V77H96ZM118 77V79H119V76H117ZM137 77H139V78H137ZM85 81H83V80ZM116 79V78H115ZM209 80V79H208ZM207 80V81H208ZM81 81L82 82H84V83H81ZM206 81V82H207ZM130 82H132V83H130ZM181 82H179V84H180ZM70 84H72L71 86H70ZM81 84V85H80ZM133 84V85H132ZM142 84V83H141ZM198 85V87L197 86H195L197 89H199L200 88V85H201V88H200V90L203 88L202 86H203V84H205V83H203V82H201V83H197ZM206 84H208L209 86H211L210 84V81H209V83H206ZM205 84V85H206ZM70 86V87H69ZM132 86H134V87H132ZM86 87H84L85 88V90H83L84 91V93L85 94H87L86 93ZM208 87V86H207ZM71 88L73 89V91H71ZM132 88H134V90H132ZM209 88H211V87H209ZM208 90V88H206V86H204V88H203V90H201V91H203L202 93L200 92V95L199 94H197L196 96H195V99H194V101L192 102L193 104L198 100L199 102H201L200 101V99H196V97L197 98H201L202 96H203V101L201 102V106L203 107V105H205L204 103H206L205 101H208L209 99V97H206V96H208V95H205L206 93H208V92H210L211 90H209L208 92H205L206 90ZM135 90H136V93H137V91L139 92V93H137L138 94V96H135ZM71 91V92H70ZM74 91H75V93H74ZM130 91H128V92H130ZM134 91V92H133ZM142 91H143V89H142ZM73 92V94L71 95V93ZM134 93V94H133ZM204 93V94H203ZM202 94V95H201ZM70 95H71V97H70ZM88 95V94H87ZM142 96V97H140L139 98V96ZM1 98H0V106H1V103H2V105H4V106H1L0 108H1V110H0V113H3L2 114V117L0 116V118L2 119V120H0L1 122H0V130L1 131H4V130H6L5 128V126H4V124H6V121L4 120V117L3 116H5V115H7V112H8V110H11L12 111V109L14 110V107H15V105H13V103L12 102H10V103H8V102H6V101H4L5 99H4V97L3 96H0ZM3 97V98H2ZM67 97H68V99H67ZM136 97H137V99H136ZM139 98V99H138ZM1 99H2V101H1ZM4 99V100H3ZM183 99H184V101H186V100H188V98H185V96L183 97ZM186 99V100H185ZM205 99V100H204ZM211 99V98H210ZM64 100V101H63ZM74 100V101H73ZM202 100V99H201ZM62 101H63V104H62ZM130 101H133V100H130ZM129 101V102H130ZM136 101V102H135ZM144 101H146L147 102V104L146 105H144V107H147L148 108V110H147V108H143V104H145L144 103ZM183 101V102H184ZM196 102V104H195V106L197 105V107L196 108H200V109H198V111L199 112H196L197 110L194 108V112H192V114H196V115H192V114H190L192 117H190V115H188V113L190 112H188V113H186V117L189 119V120H196L197 118L199 119H201L202 118V116H203V118H204V116L206 115L205 113H203V111H205V110H201V106H200V103L199 102ZM65 102V103H64ZM71 102V103H70ZM128 102V103H129ZM139 102H140V104H139ZM6 103V104H5ZM127 103V104H128ZM143 103V104H142ZM163 103V104H162ZM198 103V104H197ZM249 102H247V104H246V107L245 106H243L244 107V109L246 110V112H247V106H248V108L250 107L249 106ZM6 105V106H5ZM72 105V106H71ZM122 105V106H121ZM138 105H139V109H138ZM155 105H156V107H155ZM10 106V107H9ZM121 106V107H120ZM149 106V105H148ZM194 106V107H195ZM130 107V108H129ZM137 107V108H136ZM165 107V108H164ZM5 108H8V109H5ZM11 108V109H10ZM123 108H127L126 110L125 109H123ZM131 108H134V110L136 109V110H139L138 112L140 113L139 115H137V117L135 116V112H136V110L134 111L133 109V111L134 112H132V114L133 115H129L128 114V112L130 111V109ZM158 108V109H157ZM161 108H163V109H161ZM3 109H5V110H3ZM145 109H146V112H145ZM161 109V110H160ZM7 110V111H6ZM131 110V111H132ZM166 110V111H165ZM3 111V112H2ZM6 111V112H5ZM58 111V112H57ZM69 111H71V112H69ZM131 111H130V114H131ZM142 111V112H141ZM150 111V112H149ZM192 111V110H191ZM249 111V110H248ZM5 112V113H4ZM137 112V113H138ZM164 112H165V114H164ZM69 113H70V115H69ZM72 113V114H71ZM107 113H108V111L107 110H103V111H100V116H104L105 114L107 115ZM248 113V112H247ZM5 114V115H4ZM71 115H73V119L71 120ZM75 115V116H74ZM200 115V116H199ZM133 116H135L136 118L134 119V117L132 118ZM70 117V119H68ZM77 117V118H76ZM195 117H197L196 119H194ZM207 117V116H206ZM6 118V117H5ZM165 119V122L163 121ZM197 119V120H198ZM205 119H207L208 120V117L207 118H205ZM76 120V121H75ZM135 120V121H134ZM177 120H178V122H177ZM4 121V122H3ZM84 121V122H83ZM175 121V122H174ZM181 121V120H180ZM201 121H204V119L203 120H201ZM209 121V120H208ZM207 121V122H208ZM30 122V121H29ZM64 122V123H63ZM67 122V123H66ZM171 122V123H170ZM176 122H177V124H176ZM209 122H211V120L209 121ZM14 123H16V122H14ZM13 123V121H12V124H14ZM31 123V122H30ZM79 123H80V125H79ZM9 125L11 124V123H8ZM63 124V126L64 125H66L67 126V129L68 130H63V128H66V126L65 127H63V126H61V125ZM169 124H171V125H169ZM176 124V125H175ZM211 124V123H210ZM30 125V124H29ZM58 125H59V128H58ZM181 125H183V126H181ZM206 126V124L204 123V124H202V127H200V124H199V126H198V129L200 130L201 128H204L205 126ZM6 126H7V124H6ZM11 126V125H10ZM195 127L197 128V126H194V129H195ZM81 128V129H80ZM165 128H166V130H165ZM58 129V130H57ZM79 129V130H78ZM167 129H169V130H167ZM62 130V131H61ZM81 130H83L81 133L83 134V136H82V134L80 133L79 134V132L81 131ZM183 130V131H182ZM197 130V129H196ZM0 131V136L4 139V137L6 136L5 135V133H7V132H1ZM169 131V132H168ZM198 131V130H197ZM61 132V133H60ZM66 132H67V135H66ZM183 132V133H182ZM4 133V134H3ZM23 133H25L26 135L27 134H29V135H27L28 137H29V144L31 145H33V143H34V141H35V139L33 140V136L35 135V136H37V133L38 132H23ZM59 133H60V135L62 134V136H60L59 135ZM71 133V134H70ZM186 133L188 134V135H186ZM69 134V135H68ZM200 134V135H199ZM203 134L206 136V139H205V136L203 137ZM250 134H252L251 132H250ZM33 135V136H32ZM79 135H80V137H79ZM105 135V136H104ZM197 135V136H196ZM238 135H239V133H238ZM76 136V137H75ZM103 138H102V137ZM231 136H232V134H231ZM231 136H229V138L227 139V141L228 142H230V140L232 141V137ZM50 137H52V138H50ZM82 137V138H81ZM105 137V138H104ZM192 137V138H191ZM202 137V138H201ZM6 138V137H5ZM57 138H58V140H60L59 142H57L58 140H57ZM75 138V139H74ZM158 138H160L159 140H158ZM194 138V139H193ZM197 138V139H196ZM199 138V139H198ZM234 138H236V139H234ZM52 139H54V140H52ZM64 141H63V140ZM85 139H86V142H85ZM175 139V140H174ZM185 139H187V141L189 140V142H187L185 145H187V147L185 146V145H183V142H185ZM50 140L52 141V142H50ZM56 140V141H55ZM65 140L66 141H68V143L67 142H65ZM79 140V141H78ZM183 140V141H182ZM204 140H206V141H204ZM55 141V142H54ZM78 141V142H77ZM181 141V142H180ZM227 141H225V142H227ZM31 142V143H30ZM42 142V141H41ZM46 141H44L43 143H41L43 146H44V143H45ZM54 142V143H53ZM127 144V143H129V142H131V143H129V145L130 146H128V145H122V144H125V143ZM133 142V143H132ZM137 144L136 146L134 145L135 143ZM178 142H180V143H178ZM53 143V144H52ZM64 143H66L67 144V146L64 144ZM76 143V144H75ZM167 143V145H165ZM191 143V144H190ZM202 143V144H201ZM208 143V144H207ZM28 144V145H29ZM62 144V148L60 147V148H58L60 145ZM64 144V145H63ZM117 144V143H116ZM161 144V145H160ZM179 144H181V145H179ZM201 144V145H200ZM50 145L52 146V148L53 149H51V147H50ZM54 145H56L57 146V148H55L56 146H54ZM75 145V146H74ZM131 145H134V148H136V149H134V150H136V151H134L133 150V146H131ZM157 145H159V146H157ZM195 145V146H194ZM203 145H205V146H203ZM207 145H208V147H207ZM211 147H210V146ZM235 145V146H234ZM64 146H66V147H64ZM70 146H74V149H76L75 151L73 150H71L70 151V149H69V147ZM110 146V145H109ZM112 146H113V144H112ZM114 146H115V144H114ZM183 146V147H182ZM188 148V150H189V148H190V151L192 150V149H194L193 151H192V153L193 154H195L194 153V151L195 152H197L196 153V155H194V157H196L195 159L196 160H194V157L192 158L193 159V163H192V160L190 159L189 160V157L191 156L192 157V154L191 153H189L188 151V153L187 154H185V155H182V154H180V153H182V150H183V148ZM200 146H201V148H200ZM64 147V148H63ZM126 147H127V149H126ZM178 147V148H177ZM194 147H198V150H196L197 148H194ZM223 147V148H222ZM230 147H232V148H230ZM237 148V152H235V153H233L235 150H233L234 148ZM31 148V147H30ZM90 148V149H89ZM106 148H108L111 152H112V154H111V156L110 155H108L109 153H110V151H107L108 149H106ZM210 148V149H209ZM32 149H33V146H32ZM59 149H62V150H59ZM69 149V150H68ZM123 149H124V151H123ZM130 149V150H129ZM144 149H146V150H144ZM159 149L161 150V151H159ZM174 149H176V150H174ZM221 149H223V150H221ZM55 150V151H54ZM57 150L59 151V152H61V153H59V152H57ZM70 151V152H68V151ZM102 150H104L105 152H109L107 155L105 154V153H103V151ZM127 150H129V151H132V152H129V153H133V156H131V154L129 155V158H128V151ZM139 151V153H141V154H143L142 156L141 155H136V154H138L137 152ZM141 150V151H140ZM201 152H200V151ZM219 150H221V151H219ZM114 151V152H113ZM69 154H68V153ZM155 152V153H154ZM172 152H173V154H172ZM176 152V153H175ZM217 152H219V153H223V154H220V155H222L223 157H221L220 155H219V153H217ZM224 152H226L227 153V155H225L224 154ZM241 152V153H240ZM70 153H72V155H70ZM152 155H151V154ZM163 153V154H162ZM179 153V154H178ZM239 155H238V154ZM57 154V155H56ZM104 154V155H103ZM191 154V155H190ZM198 154V155H197ZM215 154V155H214ZM237 154V157H238V159H237V157L236 156H234V155H236ZM242 154V155H241ZM100 155H101V158H100ZM106 155V156H105ZM114 155V156H115ZM122 155V156H121ZM137 157H136V156ZM172 155V156H171ZM187 155H189V156H187ZM213 155V156H212ZM224 155L225 156H227L228 158H226L225 159V157H224ZM53 156V157H52ZM107 156H108V158H107ZM127 156V157H126ZM141 156V157H140ZM149 156V157H148ZM157 156V157H156ZM185 156V157H184ZM218 156H220L221 157V160H220V163H217L216 161H210V159L211 160H214V158H215V160H216V158L218 157ZM242 156V157H241ZM243 156H244V158H243ZM69 157V158H68ZM138 157H139V159H138ZM146 157V158H145ZM171 157V158H170ZM212 157V158H211ZM214 157V158H213ZM116 158H114L115 160H116ZM203 160H202V159ZM224 158V159H223ZM240 158V159H239ZM242 158V159H241ZM66 159V161L68 160V162H70V163H68L67 162V165H65L66 164V162L64 161ZM70 159V160H69ZM72 159H74V161H75V163H74V161L72 160ZM135 159V160H134ZM182 159V160H181ZM184 159V160H183ZM245 159H246V163H244L245 162ZM47 160V159H46ZM55 160V161H54ZM59 160L60 161H62L61 163L59 162ZM102 160V161H101ZM188 160V161H187ZM232 162H231V161ZM238 160V161H237ZM241 160H243V161H241ZM0 161H2L1 159H0ZM88 161H89V163H88ZM101 161V162H100ZM155 161V162H154ZM181 161H185L184 163L185 164H188L189 165V168H188V172L186 171L185 173H187V174H185V176L184 175H181V173H176L177 171H176V169H174L175 171H171V168H166L165 170H167L168 172H169V174H168V172H166L165 170H164V168L163 167H161V166H164V167H166V165L165 164H169L168 166H170V167H172V169H173V165L175 166V164H177V163H179V162H181ZM189 161H190V163H189ZM205 161H207V162H205ZM46 162H48V160L47 161H45V162H42L41 163V165L40 166H43V165H45V163ZM55 162V163H54ZM56 162H57V165H56ZM63 162H65V164H64V166H63ZM91 162H93V163H91ZM134 162L136 163V164H134ZM157 162H160V165H158L159 163H157ZM186 162H188V163H186ZM204 162V163H203ZM211 162H212V164H211ZM219 164L220 166H218L217 164ZM234 162V163H235ZM72 163H73V165H72ZM104 163V164H103ZM192 163V164H191ZM206 163V164H205ZM213 163L215 164V166H213ZM238 163H240L239 165H242L243 163V165L242 166H238ZM2 164V163H1ZM43 164V165H42ZM71 164V165H70ZM84 164V165H83ZM97 164H95L94 166L96 167L97 166ZM145 164V165H144ZM156 164L158 165V167L156 166ZM171 164V165H170ZM205 164V165H204ZM6 165V166H5ZM56 165V166H55ZM78 166V165H80V166H83V168H85L83 171L81 170V172L80 173H78V174H71V173H73L72 172V167H76V166ZM213 166V168H212V166ZM30 166V165H29ZM58 166H61L60 168H58ZM139 166V167H138ZM141 166H142V170H141ZM208 166H210V167H208ZM222 166V167H221ZM223 166H226V168L225 167H223ZM238 166V167H237ZM5 167H7V168H5ZM63 167V168H62ZM64 167H65V169H67L66 170V172H64L65 171V169H64ZM67 167V168H66ZM69 167H71V170H70V168ZM97 167V168H98ZM161 167V168H160ZM191 167H192V169H191ZM207 167H208V169H207ZM243 167V168H242ZM3 168H5V171L8 173H6L5 171H4V169ZM15 168H18V170L16 169L15 170ZM19 168L21 169V170H19ZM55 168L57 169V170H55ZM82 168V169H83ZM139 168V169H138ZM150 168V169H149ZM151 168H154V169H151ZM161 170H160V169ZM58 169H60V171L58 170ZM62 169V170H61ZM163 169V170H162ZM8 170V171H7ZM10 170H11V172H13L12 174H10V176H9V178L7 179V181H5V179L8 177V175H9V173H10ZM54 170V171H53ZM64 170V171H63ZM151 170V171H150ZM157 170V171H156ZM205 170V171H204ZM16 172V174H15V172ZM18 171H19V174H20V176H19V174H18ZM56 171H57V173H56ZM63 171V172H62ZM132 171V170H131ZM152 171H154V172H152ZM211 171V172H210ZM23 172V173H24ZM55 172V173H54ZM67 172H69L68 173V175H66L65 176V174L64 173H66L67 174ZM83 172V173H82ZM149 172L151 173L152 172V175H153V173H154V176H150V174H149ZM157 172V173H156ZM166 172V173H165ZM196 172V173H195ZM213 172V173H212ZM5 173V174H4ZM60 173V174H59ZM82 173V174H81ZM86 173V176L85 175H83V174H85ZM143 173H145V174H143ZM174 173H176V174H178L179 176H176V174H174ZM198 173V174H197ZM56 174V175H55ZM61 174H62V176H63V174H64V177L62 178V176H61ZM92 174H93V176H92ZM140 174V175H139ZM161 174V175H160ZM163 174H166L165 176L163 175ZM193 174V175H192ZM204 176H203V175ZM209 174V175H208ZM7 175V176H6ZM21 175H23L22 177H21ZM51 175H53L52 177H51ZM81 175H83V177H81ZM148 175V176H147ZM173 175L175 176L174 178H176V180L177 181H175L174 183L175 184H173V182L171 183V180L173 179ZM193 176V177H190V176ZM235 175V174H234ZM240 175H239V177H237V176H235L236 178H237V180H242V178L240 177ZM55 176H56V178H57V180L56 179H53V178H55ZM59 176L61 177V180H60V178H59ZM80 176V177H79ZM85 176V177H84ZM164 176V177H163ZM170 176H171V178H170ZM206 176V177H205ZM14 177V178H13ZM93 177V178H92ZM141 177V178H140ZM198 177V178H197ZM202 177L205 179V178H208V179H210V180H207L208 182H210V184L209 183H207L204 179H202ZM13 178V181L15 182L14 184H13V181H11V179ZM67 178V179H66ZM96 180H95V179ZM147 178V179H146ZM151 178V179H150ZM200 178V179H199ZM234 178V177H233ZM238 178H240V179H238ZM62 179L64 180L65 179V181H64V183H62L61 184V182H62ZM77 179V180H76ZM80 179V180H79ZM83 181H82V180ZM103 179V180H102ZM159 179V180H158ZM186 179V180H185ZM191 179H192V181H191ZM8 180L10 181L7 185L9 186V192H10V190H11V196L9 197L8 195H7V198H4V197H6L5 196V194H4V196H3V193L6 191L5 189H7V188H5L4 189V186H5V184L8 182ZM56 180V182H54ZM98 180V182H101L100 183V186H98V185H96V182H94V181H97ZM147 180H148V183L150 184V187L151 188H156V189H154V191H157V190H159V189H161L160 191H157L158 192V195H156V192L154 193V191H151V188L150 187H146V185L148 186L149 184L148 183H146L147 182ZM160 180H162L161 182H160ZM173 180H175V179H173ZM172 180V181H173ZM233 180H235V182H233ZM241 180L239 181V184H238V182H237V184L238 185H235L236 184V179H232V182L233 183H235L234 185L233 184H230L229 185V188H231L230 186H236V189L237 190H239V186H241ZM50 181V182H49ZM159 181V182H158ZM203 181V182H202ZM75 182H77V183H75ZM80 182L82 183L81 185H80ZM135 182V183H136ZM179 182V183H178ZM182 182V183H183ZM203 183V186H204V188H203V186H201L200 184H202ZM205 182H206V184H205ZM47 183H49V185L50 186H48L47 185ZM54 183H55V185H54ZM71 183V184H70ZM104 183V184H103ZM141 183L145 186H143V185H141ZM64 184V186L63 187H65V188H63L62 189V185ZM84 184V185H83ZM172 184V185H171ZM205 184V185H204ZM207 184H208V186H207ZM244 184V182L242 183V185ZM12 187H11V186ZM105 186V187H102V188H100L101 186ZM110 185H111V187H110ZM25 186V187H24ZM48 186V187H47ZM52 186V187H51ZM81 186V187H80ZM100 188H98V187ZM117 186V185H116ZM163 187V189H164V191H163V189L161 188V187ZM166 188H165V187ZM193 186V187H192ZM200 186H201V188L202 189H205V192H204V195H202V193H200V192H202L201 191V188H200ZM5 187H7V186H5ZM58 187H60V188H58ZM92 187V188H91ZM144 187V188H143ZM179 187V186H178ZM189 187H192V188H189ZM12 188H13V190H12ZM24 188V189H23ZM26 188V189H25ZM56 188V189H55ZM77 190H76V189ZM91 188V189H90ZM98 188V189H97ZM103 188H105V189H103ZM109 188H111L110 190H109ZM114 188H118V189H116L117 191H115L114 190ZM148 188H150V190L148 189ZM207 188H210L209 189V191H208V189ZM7 189V190H8ZM52 189H53V191H52ZM75 189V190H74ZM102 189L103 190H106V191H103L102 192ZM145 189H148L149 191H146V192H144L143 190H145ZM188 189V190H187ZM195 189V190H194ZM60 190H61V192H60ZM98 190V191H97ZM100 190H101V192H100ZM107 190H109V191H107ZM113 190V191H112ZM179 190H181V188L179 187ZM179 190H177L178 192H179ZM192 190H194L193 192H194V194H193V192H192ZM13 191V192H12ZM22 191H23V193H22ZM28 191V192H27ZM37 191V192H36ZM56 191H58V192H56ZM69 191V192H68ZM115 191V192H114ZM182 191V190H181ZM187 191H188V193L189 194H187ZM195 191H196V193H195ZM208 193H207V192ZM7 193L6 194H8L9 192L8 191H6ZM33 192V191H32ZM72 192V193H71ZM76 194H74V193ZM95 192H96V196H95ZM98 192V193H97ZM100 192V193H99ZM163 192V193H162ZM27 195H26V194ZM52 195H51V194ZM56 193H57V195H56ZM63 193H66V194H64L63 195ZM102 193V194H101ZM116 193V194H115ZM118 193H119V195H118ZM154 193V194H153ZM162 193V194H161ZM170 192H168L166 195H164V197L166 198L167 197V195L169 194ZM9 194V195H10ZM60 194V195H59ZM72 194H74L76 197H74V195H72ZM90 194H92V197L90 196ZM143 194H145L146 196H144ZM176 194V193H175ZM179 194V193H178ZM192 194H193V196H192ZM196 194V195H195ZM24 195H26V196H24ZM45 195L47 196V198L45 197ZM68 195H72V196H69V197H71V199L72 200H68ZM99 195V196H98ZM100 195H104V197H106L105 199H104V197L103 196H100ZM105 195H109V197L108 196H105ZM180 195V194H179ZM189 195V196H188ZM195 195V196H194ZM51 196H52V198L55 200V202H57V203H55L54 205H55V207L56 208H60V211H58L57 209V211L55 210V208H52V209H49L50 208V206L51 207H53L54 205L51 203L52 202V198H51ZM79 196V198H77ZM94 196H95V199H94ZM97 196H98V198H97ZM144 196V197H143ZM173 197H174V195H172ZM176 196V195H175ZM24 197H26V198H24ZM31 197V198H30ZM34 197V198H33ZM65 197V198H64ZM68 197V198H67ZM91 199H90V198ZM103 197V198H102ZM116 197H117V199H116ZM133 197V198H132ZM159 197V198H158ZM163 197V198H164ZM168 197H171V196H169L168 195ZM208 197V198H207ZM8 198H10V199H8ZM21 198H22V200L24 199V201L21 203ZM57 198V199H56ZM62 198H63V200H62ZM103 199L102 201H101V199ZM140 198L137 200V202H140ZM154 199V202H156L157 201V199ZM195 198V199H194ZM207 198V199H206ZM5 200V202H3L4 200ZM20 199V201H18ZM35 199V200H34ZM51 199V202L49 201ZM57 200V201H56ZM66 200H68V201H66ZM90 200H92V201H90ZM122 200V201H121ZM147 200V199H146ZM16 201L17 202H20L21 203V205H23V207L19 210L17 207L19 206L18 204H20V203H17L16 204ZM70 201V202H69ZM136 201V200H135ZM193 203H192V202ZM215 201V202H214ZM231 203H230V202ZM7 202V203H6ZM59 202V203H58ZM66 202H69V203H67V205H66ZM83 202H86V203H83ZM154 202H152V203H154ZM161 202V201H160ZM188 202L190 203L189 204V206L187 205L188 204ZM223 202V203H222ZM4 203V204H3ZM25 203V204H24ZM31 203V204H30ZM39 203H40V205H39ZM53 203H54V201H53ZM62 203H63V205H62ZM65 203V204H64ZM89 203V204H88ZM98 203V204H97ZM102 203V204H101ZM106 203H107V206H104V205H106ZM151 203V204H152ZM185 203H186V205H185ZM239 203H241V202H239ZM8 204H10V205H8ZM46 204V205H45ZM52 204V205H51ZM97 204V206H95ZM202 204V203H201ZM212 204V205H211ZM21 205H20V207H21ZM27 205L28 206H30V207H28V208H31V212H30V210H28L27 209ZM33 205V206H32ZM48 205V206H47ZM57 205H59V206H57ZM66 205V206H65ZM87 205V206H86ZM94 206V207H89L91 210H89V208H87L88 206ZM198 205H200V203L198 204ZM17 206V207H16ZM26 206V207H25ZM45 206V207H44ZM62 206V207H61ZM86 206V208L84 209L83 207H85ZM187 206V207H186ZM10 207H11V209H10ZM19 210V212L20 213H18V215H17V212L15 213V211L17 210L16 208ZM25 207V211L23 210L22 211V209ZM70 207V208H71ZM98 209H96V208ZM128 213H129V216H134V212H135V209H134V206H133V202L132 203H130V204H128ZM149 207H150V209H151V212H150V209H149ZM185 207V208H184ZM188 207H190V208H188ZM193 207V208H192ZM46 208V209H45ZM65 208H67V209H65ZM93 208L95 209V210H93ZM122 208V207H121ZM120 208V209H121ZM173 208V209H172ZM195 208V209H194ZM203 208V207H202ZM227 208L229 209L228 211H226L227 210ZM16 209V210H15ZM53 211L54 213H51L50 214V211ZM65 209V210H64ZM190 209H191V211H190ZM225 209V210H224ZM35 210H37V211H35ZM48 210V214H47V211ZM88 210V211H87ZM62 211V213H64ZM91 211V212H90ZM98 211V212H97ZM182 213H180V212ZM183 211V212H182ZM4 212V213H3ZM23 212H24V214H23ZM44 212V213H43ZM46 212V213H45ZM96 212V213H95ZM102 212V213H101ZM147 212H150L149 214L147 213ZM191 212V213H190ZM3 213V214H2ZM30 213L33 215H30ZM43 213V214H42ZM2 214V215H1ZM20 214H22V215H24V216H21V218H23V220L22 221H20V219L18 218L17 219V217L19 216L20 217ZM46 214V215H45ZM90 214H92L91 216H96V215H98V216H100V218H99V220L97 219H95V221L99 224H96V222H94V221H91V220H89L90 218H91V216H90ZM94 214V215H93ZM102 214H104L103 216H104V218H102L101 219V217H102ZM25 215H27L28 217H25ZM52 215V216H51ZM185 215V217H184V219L186 220V217H188V216H186ZM29 216H30V218H29ZM45 216H48L49 218H48V220L50 221V222H48V221H46L47 220V218L45 217ZM88 216H89V218H88ZM161 216V217H160ZM24 217H25V219L26 218H28V219H26V220H30L31 221V223H30V226L32 227V230H31V227L30 228H28L29 227V224H27V222L28 221H26L25 219H24ZM52 217H54L55 218V220H54V218H53V221H52ZM166 217H168V218H166ZM10 218L11 219H13L12 221H14L15 223L14 224H16V223H18L17 224V226H15L13 223H12V221L10 220ZM44 218H45V220H44ZM157 220H156V219ZM160 218V219H159ZM57 219V220H56ZM189 219L188 220H186V221H189ZM16 220H19V221H16ZM85 220V221H84ZM104 222H103V221ZM154 220V221H153ZM157 221V223H156V221ZM162 220V221H161ZM23 221H26V223L25 222H23ZM88 221H90V222H88ZM21 222H23V224L21 223ZM47 223L46 225H47V229H46V226H44L42 223ZM33 223V224H32ZM49 223V224H48ZM90 223V224H89ZM94 223V224H93ZM122 224H123V222H121ZM121 223L120 224H118V225H120L121 226V228H119V226L117 225V226H115L114 227V229L115 230H117V232H120V233H123V235H125L127 238H129V241H134V239L132 240V238H130L131 237V233H130V231H132L134 228H136L133 224H134V222H133V224H128V223H124V225L126 224V226H122L121 225ZM156 223V224H155ZM200 223V224H199ZM35 224H37V225H35ZM40 224H42V225H40ZM51 224H52V226H51ZM60 224V225H59ZM93 224V225H92ZM153 224H154V226H153ZM172 224V225H173ZM13 225H14V227H13ZM21 225V226H20ZM23 225H25V227H23ZM60 227H59V226ZM104 225V226H103ZM127 225H128V227H127ZM158 225H160L159 227H158ZM11 226V227H10ZM19 226V227H18ZM34 226V227H33ZM36 226H39V228H36ZM87 226L89 227V228H87ZM129 226H130V228H129ZM21 227V228H20ZM23 227V228H22ZM43 228V230H42V228ZM54 227V228H53ZM56 227V228H55ZM59 227V228H58ZM90 227H91V229H90ZM95 227H97V228H95ZM101 227V228H100ZM103 227V228H102ZM132 227V228H131ZM162 227V228H161ZM173 227V226H172ZM126 228H128V229H126ZM21 229V230H20ZM38 230V232H35L36 234H38L39 232H42V233H40V234H38V235H41L40 237H38L37 235H35V233H34V231L33 230ZM56 229V230H55ZM59 229H60V231H59ZM132 229V230H131ZM184 229V230H183ZM199 229V231H197ZM58 230V231H57ZM65 230V231H64ZM102 230V231H101ZM10 231H12L13 233L11 234L10 233ZM32 233H31V232ZM52 231H54V233H51ZM62 231H63V233H62ZM187 232V233H184V232ZM196 231V232H195ZM203 231V233H201ZM18 232V233H19ZM55 232H56V238H54L53 239V237H55ZM57 232H58V234H60V232L62 233V234H60L62 237H59V235L57 234ZM96 232H97V234H96ZM182 232V233H181ZM24 233V234H23ZM192 233V234H191ZM199 233H200V235L201 236H203L204 235V239H200V238H202L200 235H199ZM209 233V234H208ZM207 234V235H206ZM33 235V239H31L32 236ZM101 235H102V237H101ZM185 235H187V237H185ZM199 235V236H198ZM190 236H192V237H190ZM197 236V237H196ZM20 237V236H19ZM59 237V238H58ZM99 237H101V238H99ZM185 237V238H184ZM200 237V238H199ZM107 238V239H106ZM181 238V239H180ZM26 239V240H25ZM52 239H53V241H52ZM60 239V240H59ZM175 239V240H174ZM199 239V240H198ZM28 240V241H27ZM34 240V241H33ZM41 240L42 241H44V243H42V244H46V246L45 247H47V250L45 249V247L41 244ZM94 240V241H93ZM95 240H97V241H95ZM187 240V241H186ZM188 240H189V242H188ZM196 240V241H195ZM203 240V241H202ZM55 241H56V243H55ZM62 242V243H59V242ZM81 241V242H80ZM100 241V242H99ZM106 241L107 242H109L110 241V245H108V243H107V246H104L105 245V243H106ZM169 241V238L167 239V241L165 240L164 242H160V244L159 243H157V244H155V242H151V241H145L143 244H141V250H140V247H138L137 248V250H135V251H131L130 250V254H127L126 255V251H123V255H122V257L118 260V261H116L114 264H165L166 262H168V259H164V257H163V255L166 253V251H172V250H168L169 248H172V242H168ZM53 244H52V243ZM85 242V243H84ZM105 242V243H104ZM166 242H168V245H167V243ZM179 242H180V244H179ZM186 242H187V244H186ZM221 242V241H220ZM84 243V244H83ZM88 243H89V245H88ZM93 243H96V249L94 248V244ZM103 243H104V245H103ZM164 243H166V245H164ZM202 243V244H201ZM204 243V244H205ZM209 243H211V242H209ZM38 244H40V246L38 245ZM55 244H58V246L56 245V247H55ZM61 244V245H60ZM192 244V245H191ZM42 245V246H41ZM90 245H91V247L92 248H94V249H92L91 247H90ZM160 245V246H159ZM178 247H177V246ZM201 245V246H200ZM59 246H60V248H59ZM169 246V247H168ZM191 246V247H190ZM38 247H40V248H44L45 250H43V252H42V250L40 249V248H38ZM58 247V248H57ZM163 247V248H162ZM85 248H84V252L86 251L85 250ZM145 250H144V249ZM159 248H161L160 249V251H159ZM183 248V249H184ZM192 248V249H191ZM201 248H202V250H201ZM35 249H36V253H34L35 252ZM80 249V248H79ZM83 249V248H82ZM82 249H80V250H82ZM138 249H139V251H138ZM163 249V250H162ZM235 249V248H234ZM234 249H233V247H232V250L234 251ZM1 250H3V248H2V246L0 245V251ZM34 250V251H33ZM37 250H39L40 251V253H39V251H37ZM144 250V251H143ZM185 250V249H184ZM187 250V249H186ZM193 250V251H192ZM229 250H231V248H229L228 249V252H227V254H230V252H233V251H230L229 252ZM48 251V252H47ZM51 251V252H50ZM97 251H99L100 253V255L99 254H97ZM101 251H104V252H101ZM164 251V252H163ZM32 252V253H31ZM47 252V253H46ZM50 252V253H49ZM57 252V253H58ZM145 252V253H144ZM31 253V254H30ZM38 253V254H37ZM44 255H43V254ZM48 253L50 254V255H48ZM144 253V254H143ZM37 254V255H36ZM53 254L54 255H56V252L54 253L53 252ZM85 254V253H84ZM103 254H104V256H103ZM157 254V255H156ZM34 255V256H33ZM36 255V256H35ZM155 255H156V258H158V259H156L155 258ZM40 256V257H39ZM44 256H46L45 258H43ZM47 256H49V259H48V257ZM50 256H52V257H50ZM101 256V257H100ZM102 256H103V258L104 257H108V258H105V259H103L102 258ZM127 256V257H126ZM57 257V256H56ZM111 257V258H110ZM38 258H40V259H38ZM43 258V259H42ZM84 258H82V259H84ZM162 258V259H161ZM45 259H48V261L47 260H45ZM94 261V260H93ZM179 264H182L181 262H179ZM188 264V263H187Z\"/></svg>", "mask_w": 264, "mask_h": 264}]
</instances>
